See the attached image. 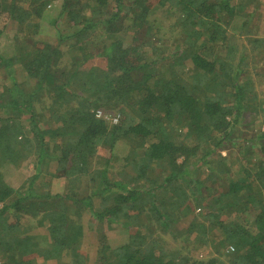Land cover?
Returning a JSON list of instances; mask_svg holds the SVG:
<instances>
[{
    "label": "trees",
    "instance_id": "trees-1",
    "mask_svg": "<svg viewBox=\"0 0 264 264\" xmlns=\"http://www.w3.org/2000/svg\"><path fill=\"white\" fill-rule=\"evenodd\" d=\"M259 14L264 0H0V40L16 28L0 48V264H264ZM54 179L61 192L36 187Z\"/></svg>",
    "mask_w": 264,
    "mask_h": 264
},
{
    "label": "rangeland",
    "instance_id": "rangeland-1",
    "mask_svg": "<svg viewBox=\"0 0 264 264\" xmlns=\"http://www.w3.org/2000/svg\"><path fill=\"white\" fill-rule=\"evenodd\" d=\"M56 3H59V1H56ZM4 16L5 15L2 16V19L5 20ZM262 17H264V14H259L258 18H260V19H258V22L260 24L256 26V27H258L257 33L259 35L264 34V18H262ZM254 19H256V17ZM49 21H50V18H47L46 20L41 21V25H40L41 31L39 32L38 37L44 36L46 38L54 40L57 37L56 28L53 27ZM15 29L16 28L14 27V25L11 27H8L6 29L5 38H2L0 40V42H1L0 48L1 49H7L8 50V49H11L13 47V43H14V37L13 36L15 34ZM255 63H257V61ZM5 78H6V76L3 77V74H0V82H1V80L5 79ZM257 81L258 82L256 83V87L258 85H262L261 89L264 90V80L261 79L260 77H258ZM224 153L225 152L222 151V154H224ZM99 154H101L104 157H107V151L101 150V151H99ZM34 160H36V159L34 158V156H32V157H30V159L28 158L27 160L21 161L19 164H17V162H18L17 161L15 163V165L14 164L6 165L8 170L7 169H6V171L3 170L4 174H5L6 182H8V184L13 186L14 188L20 189L21 184L23 185V182L27 179V177L30 176L34 172V169H33ZM113 162L115 163V158L113 159L112 164H113ZM51 165H52V167L55 168V163H52ZM50 169H51V167H50ZM115 170H118L117 166L116 167L112 166V169L109 172L112 175H115V177H118L117 172H115ZM36 187L39 188L41 192L45 191L47 189L50 190L51 192H61L63 190L62 189L63 182L61 179H54L53 181H49L48 183H45V182L42 183L41 182V183L37 184ZM87 216H84V218L82 220L83 228H84V238H83V243L81 246L84 249V251L86 250V255L88 254L90 259L92 260L91 256L95 254L94 249L97 246V237H96V230L93 229V226H91L92 224L90 225L89 219ZM12 217L13 216H10L9 219H11ZM31 222L33 224L37 223L35 219H32ZM2 233H4V231L1 229L0 234H2ZM33 233H35V235L44 234L45 229H43L42 226H36L35 228H33ZM110 238H111L112 242L119 241L121 239L119 237H116L115 239L113 237H110ZM166 238L170 243L174 242V241H172V239H171L172 237L169 234L166 236ZM192 238H195V237L190 238L191 240H190L189 244H191V245H193L192 243L194 241L197 242L195 239H192ZM40 242L43 245V241H40ZM175 245H176V243H175ZM197 251H199L197 253L207 254V252L210 251V247L207 245H202V247H200ZM69 259H70L69 254L66 257H63V261L69 262L68 261ZM37 261H39V264H56L54 261H51V260L47 261V260L37 259Z\"/></svg>",
    "mask_w": 264,
    "mask_h": 264
},
{
    "label": "built area",
    "instance_id": "built-area-1",
    "mask_svg": "<svg viewBox=\"0 0 264 264\" xmlns=\"http://www.w3.org/2000/svg\"><path fill=\"white\" fill-rule=\"evenodd\" d=\"M95 115L99 117L100 115H102V111L98 109V110L95 112ZM115 121H116V119L114 118V119H113V122H115Z\"/></svg>",
    "mask_w": 264,
    "mask_h": 264
}]
</instances>
